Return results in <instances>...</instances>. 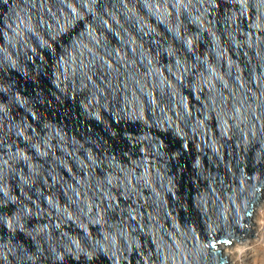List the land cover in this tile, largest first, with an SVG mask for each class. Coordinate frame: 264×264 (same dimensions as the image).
<instances>
[{"label": "water", "instance_id": "water-1", "mask_svg": "<svg viewBox=\"0 0 264 264\" xmlns=\"http://www.w3.org/2000/svg\"><path fill=\"white\" fill-rule=\"evenodd\" d=\"M264 190V0H0V264H227Z\"/></svg>", "mask_w": 264, "mask_h": 264}, {"label": "bare ground", "instance_id": "bare-ground-1", "mask_svg": "<svg viewBox=\"0 0 264 264\" xmlns=\"http://www.w3.org/2000/svg\"><path fill=\"white\" fill-rule=\"evenodd\" d=\"M253 223L254 239H248L234 247L225 246L223 243L218 247L227 264H264V202L255 207Z\"/></svg>", "mask_w": 264, "mask_h": 264}, {"label": "rangeland", "instance_id": "rangeland-1", "mask_svg": "<svg viewBox=\"0 0 264 264\" xmlns=\"http://www.w3.org/2000/svg\"><path fill=\"white\" fill-rule=\"evenodd\" d=\"M261 202H264V196H262V200H261ZM255 235V234H254ZM250 239H254V236L252 237V238H250ZM246 240H248V239H244V240H239V241H236V242H234V243H229V244H223V245H225V246H228V247H234L235 245H237V244H241V243H243L244 241H246ZM220 245H222V244H220Z\"/></svg>", "mask_w": 264, "mask_h": 264}]
</instances>
